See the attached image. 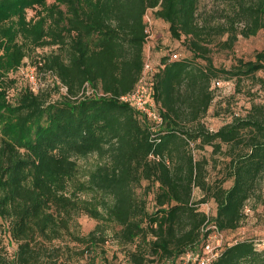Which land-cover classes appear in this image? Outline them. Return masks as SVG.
<instances>
[{
    "label": "trees",
    "instance_id": "16d2710c",
    "mask_svg": "<svg viewBox=\"0 0 264 264\" xmlns=\"http://www.w3.org/2000/svg\"><path fill=\"white\" fill-rule=\"evenodd\" d=\"M199 2L0 0V234L16 246L6 256L0 239V264H67L62 257L73 249L65 241L82 246L76 254L84 256L108 231L133 245L128 264H180L205 242L207 216L197 206L209 200L215 209L208 222L224 233L212 264H264L253 239L227 238L260 197L264 104L244 115L232 111L215 131L202 123L215 82L264 72V49L230 69L216 68L208 56L212 43L232 49L239 37L260 31L264 40V0H215L206 15ZM149 11L192 56L170 60L179 53L167 51L151 65L147 85L160 127L120 101L143 71ZM38 49L47 53L36 55ZM23 67L39 83L50 75L59 98L51 100L46 85L34 89ZM205 146L224 157V176L212 183L207 161L193 156ZM89 155L96 163L81 178L77 159ZM193 189L201 193L197 201ZM79 216L96 222L84 235Z\"/></svg>",
    "mask_w": 264,
    "mask_h": 264
},
{
    "label": "rangeland",
    "instance_id": "374dc122",
    "mask_svg": "<svg viewBox=\"0 0 264 264\" xmlns=\"http://www.w3.org/2000/svg\"><path fill=\"white\" fill-rule=\"evenodd\" d=\"M53 0H46L47 4L52 3ZM217 3L215 0H200L199 11L204 14L205 12L212 11L216 8ZM150 16V11L148 12ZM30 13H27V17H30ZM151 27V38L144 46L145 57L148 56L151 65L157 64L160 57L167 51H173L179 53V57L192 59L191 54L186 50L184 46L183 38L180 40L173 39L169 32L167 24L162 23L159 20H154ZM209 58L216 68L230 69L236 64L238 59L242 61L254 60V55L264 49V40L262 32H258L255 36L249 38L239 37L235 42L232 49H222L216 45V43L210 44ZM47 53V49L36 50V55H42ZM198 62H201L200 60ZM27 66L30 63V59H26ZM24 78H23V76ZM21 76L17 73L20 80L25 79L27 82L28 76L26 75L25 68L21 70ZM23 78V79H22ZM44 78V79H43ZM40 78V83L35 80L36 86L42 87L46 85L50 89L51 100L59 98L58 93L53 89L56 85L55 80L50 75H45ZM18 79V80H19ZM222 80V79H220ZM23 82V81H22ZM221 85L214 91V99L206 113L202 118L204 126L212 131L217 130L220 126L228 123L230 113L235 111L239 114H245L250 109L251 105L264 104V72L259 71L252 76L240 77L238 79H231L229 81H220ZM42 83V84H41ZM214 83V82H213ZM63 92V91H61ZM1 127V126H0ZM212 149L205 146L201 149H196L193 152L195 159H205L207 165L205 166L206 180L208 183H212L215 180L222 179L224 176L223 165L224 157L221 154L212 155ZM96 163V157L89 155L84 158L77 159L79 167V174L81 178L86 174ZM231 184V181H226L223 187L227 188ZM144 184H142V187ZM143 189V188H142ZM139 188L136 189L137 193L142 191ZM259 198L254 199V202H250V205L254 206V210L247 212V217L243 222L242 227L237 229L231 234H227L228 239L236 241L243 239H253L256 242L257 249H264V178L259 187ZM201 197V193L198 189H193L192 200L197 201ZM153 194L149 193L146 196L148 210L151 211L153 204ZM198 210L207 213L210 218L215 209L214 203L209 200L206 203L199 204ZM249 208V207H248ZM80 234L84 235L90 232L96 225V222L86 216H79L77 218ZM107 238L104 243L97 244V246L89 251L84 256L77 255L76 251L81 250L83 247L76 243L65 241L72 253L68 255L66 259L67 264H128L127 253L133 249V245L121 244L117 242L111 235V232H107ZM1 247H3L4 255L11 256L16 246L9 240V236L0 234ZM64 243V244H65ZM64 245L63 243H55L54 245Z\"/></svg>",
    "mask_w": 264,
    "mask_h": 264
},
{
    "label": "built area",
    "instance_id": "2783aa9c",
    "mask_svg": "<svg viewBox=\"0 0 264 264\" xmlns=\"http://www.w3.org/2000/svg\"><path fill=\"white\" fill-rule=\"evenodd\" d=\"M143 22L145 25V39L147 44L151 38V27L153 24L148 12L143 16ZM178 58L179 54H172L170 60H176ZM25 71L28 76V83L34 89H37L33 69H25ZM151 71V62L149 57L146 56L142 74L133 91L130 94L120 97V101L130 104L137 112L145 116L146 119L152 121L157 127H160L163 123V119L159 109L150 98L147 85V74ZM213 85L214 87H220L221 82H215ZM61 91L64 92L65 89L62 87ZM84 92L86 95H89L92 93V90L88 85H85ZM98 95H101V93H98ZM244 212L247 214L249 210L245 209ZM205 214L207 216V221L201 229L202 233L205 235V242L196 251L186 253L180 264H212L217 259L219 248L224 242V233L219 230L217 226L209 223L208 214Z\"/></svg>",
    "mask_w": 264,
    "mask_h": 264
}]
</instances>
